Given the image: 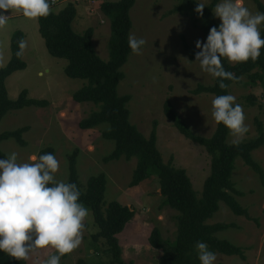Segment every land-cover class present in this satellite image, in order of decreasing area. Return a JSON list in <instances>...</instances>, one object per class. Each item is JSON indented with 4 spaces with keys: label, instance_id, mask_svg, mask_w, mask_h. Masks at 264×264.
<instances>
[{
    "label": "rangeland",
    "instance_id": "1",
    "mask_svg": "<svg viewBox=\"0 0 264 264\" xmlns=\"http://www.w3.org/2000/svg\"><path fill=\"white\" fill-rule=\"evenodd\" d=\"M29 0L20 8H0V70L10 62L11 39L16 31L25 34L24 61L27 68L15 72L7 80L9 97L16 100L26 90L29 98L47 100V108L28 107L10 112L0 124V133L29 127L24 135L27 147L15 140L1 144L2 151L10 159H0V222L14 206V192L23 186L28 203L17 220L14 233L27 230L19 246L27 251L28 264H47L55 254L59 264H78L83 259L91 263H108L109 259L94 255L91 235L98 232L92 211L73 204L71 197L51 201L41 190L37 179L38 153L45 147L56 149L52 180L65 183L69 178V155L76 149L78 172L84 189L91 177L106 174L108 177L105 208L118 201L135 211L134 219L118 235L127 264H160L163 253L152 248L149 238L154 228H159L165 239L174 241L177 236L178 212L163 206L158 179L153 176L139 187L130 186L137 159L124 158L111 163L104 159L115 149L112 141L103 138L107 125L82 130L80 122L98 110L93 103H77L74 93L86 81L72 79L65 73L68 61L53 57L39 30V11L51 3L58 13L69 1L78 3V16L73 24L78 34L95 29L93 44L102 60L110 59L109 42L111 21L103 14L101 5L119 0ZM209 5L213 0H196ZM264 4V0H260ZM176 0H138L131 11L133 28L131 39L141 41L144 47L132 54L123 67L125 79L119 86L120 95H131L129 104L131 121L146 137H150L154 122H158V148L165 163L173 162L185 169L191 178L199 198L211 172V156L203 147L187 140L164 115L166 100L172 101L182 119L199 136L211 137L217 128L218 109L215 96L193 94L199 85L212 86L216 72L210 65L192 58L191 51L202 56L213 54L209 38L200 23L187 14H168L178 5ZM219 22L236 20L225 30L230 64H237L254 46L264 24V16L254 0H224L216 10ZM184 40L190 51L186 48ZM254 97V103L248 98ZM256 97V98H255ZM230 103L237 108L228 142L251 140L258 135L255 120L264 124V93L247 78L234 85ZM254 159L264 169V147L256 150ZM236 188L244 193L237 196L240 204L249 211L253 220L234 215L221 204L220 211L209 224L229 223L234 228L220 233L245 248L246 260L222 254L203 256L204 264H264V181L243 161L237 162L233 178ZM2 234V231H0ZM96 256V257H95Z\"/></svg>",
    "mask_w": 264,
    "mask_h": 264
},
{
    "label": "trees",
    "instance_id": "2",
    "mask_svg": "<svg viewBox=\"0 0 264 264\" xmlns=\"http://www.w3.org/2000/svg\"><path fill=\"white\" fill-rule=\"evenodd\" d=\"M138 0L106 1L101 5L103 14L111 21V38L109 42L110 59L105 62L97 54L93 44L95 29L89 28L78 34L73 24L78 16V3L69 1L58 13L51 9V3L39 11V30L45 40L49 53L59 59L68 61L65 73L72 79L87 82L74 93L77 103H93L98 110L92 112L80 122L82 130H91L103 125L108 129L103 138L115 144L114 151L104 159L111 163L124 158L127 161L137 159L130 186L139 187L143 182L155 176L160 185L163 206L179 213L177 216V236L174 241L165 239L159 228H154L149 238L152 248L162 251L160 264H204L203 256L216 253L225 256H236L246 260V250L226 239L218 237L235 225L229 223L208 222L225 204L238 216L253 220L249 211L244 208L237 196H244L236 188L233 181L239 160L258 174L264 181V169L256 162L253 153L264 147V124L255 120L258 135L245 141L229 143L232 124L238 116L237 108L230 103V92L234 85L243 83L247 78L253 86H258L264 93V24L262 31L252 49L235 65L230 64L227 53L228 44L225 30L231 29L236 20L219 22L215 15L218 4L224 0H213L203 5L196 0H176L178 5L168 14H187L202 25L209 38L213 54L202 56L191 51L192 58L210 65L216 72V80L212 86L199 85L193 94H211L215 96L218 109L217 128L211 137L197 135L182 119L174 104L166 100L163 106L164 115L187 140L203 147L211 156V172L199 198L187 171L177 168L173 162L165 163L158 148V122L155 121L150 137H146L139 127L132 123L129 104L131 95H120L119 86L125 79L122 71L130 56L144 47L143 42L131 39L133 21L131 11ZM264 16V4L254 0ZM29 0H0L1 9L20 8ZM25 34L16 31L11 39V60L0 70V124L12 111L28 107L47 108L51 104L47 100L29 98L24 90L16 100L9 97L7 80L15 72L25 70L24 61ZM184 44L188 51L190 47ZM256 98V97H255ZM254 97L248 98L254 103ZM29 127L0 133V159L9 161L10 157L1 149V144L15 140L21 147H27L24 135ZM78 155L76 149L69 155V178L65 183L53 182L51 176L55 163L56 149L52 146L42 149L38 157L37 179L41 190L54 202L66 197L73 199L76 206L91 209L93 222L98 232L91 235V249L94 255H105L108 263H91L79 260L78 264H127L123 259V249L118 239L135 217L130 207L118 201L111 202L105 208V195L108 177L102 173L89 179L84 189L78 172ZM3 190L0 187V195ZM28 206L20 185L14 192V206L9 214L0 222V264H28L27 251L19 246L25 230L14 233V227L21 213ZM95 256V257H96ZM62 257L53 255L47 264H59ZM133 264V263H129Z\"/></svg>",
    "mask_w": 264,
    "mask_h": 264
},
{
    "label": "built area",
    "instance_id": "3",
    "mask_svg": "<svg viewBox=\"0 0 264 264\" xmlns=\"http://www.w3.org/2000/svg\"><path fill=\"white\" fill-rule=\"evenodd\" d=\"M52 4L55 5L56 4V0H51Z\"/></svg>",
    "mask_w": 264,
    "mask_h": 264
},
{
    "label": "crops",
    "instance_id": "4",
    "mask_svg": "<svg viewBox=\"0 0 264 264\" xmlns=\"http://www.w3.org/2000/svg\"><path fill=\"white\" fill-rule=\"evenodd\" d=\"M24 7V6H23ZM162 252V251H161ZM123 259H124V256H123Z\"/></svg>",
    "mask_w": 264,
    "mask_h": 264
}]
</instances>
